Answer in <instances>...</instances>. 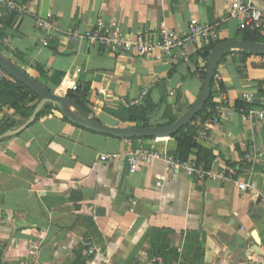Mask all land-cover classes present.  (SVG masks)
<instances>
[{"label": "crops", "instance_id": "1", "mask_svg": "<svg viewBox=\"0 0 264 264\" xmlns=\"http://www.w3.org/2000/svg\"><path fill=\"white\" fill-rule=\"evenodd\" d=\"M15 2L29 15L0 19V52L53 93L68 96L78 85L82 108L110 127L124 128L133 107L146 113L148 127L174 124L201 94L197 70L206 66L199 53L209 45L192 50L189 64L178 51L163 60L119 55L70 41L67 32L85 33L104 19L133 36L158 35L163 24L185 34L196 19L225 42L242 40L245 22L231 12L232 0ZM255 3L264 7V0ZM48 14L56 22L50 33L36 28ZM235 60L225 56L217 68L211 115L191 125L198 136L210 125L209 138L198 141L206 153L199 160L195 149L188 158L211 173L205 180L168 174L158 160L131 174V152L177 157L175 139H116L65 120L60 110L0 141V264H264V120L247 122L236 107L264 110V69L253 68L251 57L241 74ZM1 72L0 82L5 76L15 82ZM217 114L221 121L213 124ZM28 119L0 98V127L13 126L4 133Z\"/></svg>", "mask_w": 264, "mask_h": 264}, {"label": "built area", "instance_id": "2", "mask_svg": "<svg viewBox=\"0 0 264 264\" xmlns=\"http://www.w3.org/2000/svg\"><path fill=\"white\" fill-rule=\"evenodd\" d=\"M231 12L233 14H241L245 16V22L240 26L241 31H264V7H259L255 0H232ZM29 15V8L25 5H20L15 0H0V19L4 17H15L21 19ZM56 22L51 14L46 17L36 19V28L40 31L50 33L55 29ZM68 40L77 41L85 40L91 46H99L106 51L114 54H135L139 57H155L158 60L170 58L175 51L180 52L181 58L184 62L191 63V51L199 52L201 43L211 45L219 42L218 34L215 29L209 25L201 24L198 20L190 21L188 31L185 34H179L173 30H169L164 24L160 27L158 35H137L123 33L120 23L117 20L107 22L104 19H99L94 28L85 33L78 30H71L65 34ZM48 41L44 46H48ZM205 62V61H204ZM207 62V61H206ZM205 62V66L207 63ZM81 70L77 71V74ZM2 72L0 70V78ZM79 91L78 85L70 87V92ZM244 99L248 102L252 101V97L245 95ZM9 109V107H7ZM218 115V114H217ZM243 118L247 122H254L256 120H264V110L261 111H246L243 113ZM219 115L215 117L213 124L220 123ZM210 125H205L197 141H206L209 138ZM251 162L258 163L257 158L247 156ZM102 161H106L107 157H102ZM162 161L166 166L168 174L173 172H181L190 177L205 180L212 176L211 173L198 167L195 161L181 160L177 157L169 156L158 151H153L141 148L137 151L131 152L128 155V162L130 165V173L135 174L139 171L141 164H149L152 161ZM219 178V176H218ZM164 180L163 177L159 181ZM241 190H246L247 185L239 184ZM135 205V202H132ZM94 253V251H91ZM156 264H164L158 261Z\"/></svg>", "mask_w": 264, "mask_h": 264}, {"label": "water", "instance_id": "3", "mask_svg": "<svg viewBox=\"0 0 264 264\" xmlns=\"http://www.w3.org/2000/svg\"><path fill=\"white\" fill-rule=\"evenodd\" d=\"M231 51H243L255 55L264 56V43H251L244 40L225 41L218 44L207 59L205 79L201 94L195 104L186 111L174 124L169 126L153 127H110L100 123L85 109L79 106L67 95L51 92L40 84L35 78L28 75L24 70L15 65L0 52V69L15 82L23 85L34 95L39 97L40 102L26 123L13 131L0 135V141L16 136L27 130L36 121L47 105L56 106L62 115L70 122L86 130L97 134L107 135L116 139H167L172 138L186 128L195 117L205 108L212 94V85L218 66L224 57Z\"/></svg>", "mask_w": 264, "mask_h": 264}, {"label": "trees", "instance_id": "4", "mask_svg": "<svg viewBox=\"0 0 264 264\" xmlns=\"http://www.w3.org/2000/svg\"><path fill=\"white\" fill-rule=\"evenodd\" d=\"M7 22L9 24L12 23V19L8 18ZM242 40L251 42V43H264V36L262 35V32L256 31H243L242 34ZM221 41L217 43H213L209 45L206 49H204L202 52L199 53L200 56L204 59L206 62L211 51L220 44ZM228 55H234L235 56V63L238 65L239 72L242 74L243 69L247 67L248 59L251 57H254L256 59V63L253 64V68L255 69H264V56L255 55L248 52L243 51H231ZM205 69L197 70V74L201 76V78L205 79ZM71 99H73L79 106L87 109L85 104V94H82V91L79 88V91L77 92H70L68 95ZM0 98L6 99L8 104H10L12 108V112L21 115L24 119H28L38 103L40 102L39 97L34 95L31 91L26 89L23 85L13 82L12 80L8 79L6 76L5 78L0 82ZM212 104V98H210L209 102L205 106V108L195 117V119L183 130H181L179 133H177L172 138L175 139L177 142V158L181 160H188V158L191 156L193 150L198 149L199 150V156L198 159H202V155L206 152L197 141V133L196 131L191 129V125L196 122L198 119L203 118L205 115H211L209 113V108ZM237 110L240 113H245L248 111V105L245 103H237ZM58 110L59 109L54 105H47L41 114L39 115L38 120L45 115L50 110ZM146 113L141 110V108L133 107L129 110V117L127 121L123 123V126L126 127L128 123H136L139 121L144 122V127H148V123L145 120ZM65 120H67L65 118ZM68 121V120H67ZM9 128H13V126H5L0 127V134L7 131ZM212 161V158H210L206 163H210Z\"/></svg>", "mask_w": 264, "mask_h": 264}]
</instances>
